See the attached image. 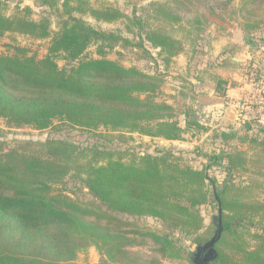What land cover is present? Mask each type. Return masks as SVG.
<instances>
[{"label":"trees","instance_id":"obj_1","mask_svg":"<svg viewBox=\"0 0 264 264\" xmlns=\"http://www.w3.org/2000/svg\"><path fill=\"white\" fill-rule=\"evenodd\" d=\"M24 1L49 9L59 30L53 34L48 15L31 17L30 5L16 14L0 11V37L51 38L42 58L18 45L14 53L0 54V120L8 126L46 130L59 119L88 132L104 129L107 135L101 136L126 142L135 133L183 140L187 133L194 137L207 129L192 105L180 110L157 99L164 83L161 73H147L107 57L115 46L131 45L129 38L120 31L96 28L78 15L90 14L108 23L128 21L127 27L138 30L136 46L151 58L155 57L146 42L159 48L169 64L182 52L183 41L137 13L143 0H130L131 15L107 2L96 6L91 0H19ZM222 2V7L207 6L188 22L197 30L205 22L226 30L233 0ZM150 9L156 20L174 26L184 20L169 2H154ZM234 14L250 38L264 23V0H242ZM93 44L98 45L99 57L87 55ZM59 57L73 64L61 68ZM226 83L218 79L216 95L225 96ZM182 115L185 126L180 123ZM245 122L243 133H216L222 145L204 154L209 163L203 168L183 163L184 157L172 149L141 153L131 147L80 145L61 138L26 141L8 149L0 140V264H68L91 239L102 242L113 261L133 256L140 260L129 248L152 245L155 255L150 264H163V259L183 262L188 258L183 244L138 218L159 219L187 235L203 231L197 238L206 241L213 232L204 227L201 208L211 203L222 209L216 262L264 264V142L250 133L254 119ZM214 166L225 171L222 187L209 176ZM69 176L81 181L92 198L58 189Z\"/></svg>","mask_w":264,"mask_h":264},{"label":"rangeland","instance_id":"obj_2","mask_svg":"<svg viewBox=\"0 0 264 264\" xmlns=\"http://www.w3.org/2000/svg\"><path fill=\"white\" fill-rule=\"evenodd\" d=\"M0 11L6 14H16L22 10L26 5L32 7L30 16L39 20L48 15L52 19V31L53 34L59 30L57 20L49 12V9L45 7L37 6L33 1L19 2V0H0ZM224 1V0H223ZM94 5H101L103 2L113 3L116 6L121 7L126 13L132 14L134 4L130 0H91ZM154 2H169L177 12L181 13L184 17L183 22L180 25H171L164 19L156 20L151 9ZM224 2L222 0H143L137 4L136 11L139 15H142L144 19H148L153 27H165L168 30L173 31L175 35L183 41L182 52L175 56L169 64H166L162 57L159 55L160 50L157 47L150 46L146 42L151 56L147 55L142 49L136 46L140 37L136 33L138 30L136 26L127 27L128 21L108 23L99 21L90 14H78L82 16L86 21L99 29L104 30H116L121 34L129 38L132 41L131 45H117L114 48L108 50L107 57L113 60H117L121 64L131 67L136 66L147 73H161L164 77V83L161 89L157 92V99L172 103L180 110L185 109L187 105H192L193 110L198 113V119L206 126V130H202L196 136H191L190 133L185 135V141L169 142L165 139L144 137L145 135L135 133L134 139L130 142L122 141L119 139H108L104 129L98 130L99 132H88L81 128L72 127L63 121L56 119L53 126L46 130H38L31 126L11 127L8 126L6 121L0 120V140L6 143L7 148H12L22 142L26 141H46L50 138H61L69 141H73L80 145H92L99 144L102 146H109L112 148H126L131 147L136 152H148L156 154L160 149H172L177 151L178 154L184 157L183 163H187L196 168H203L209 163L205 153H212L215 148V135L221 128L217 127V120L223 119L229 111H236V115L239 120H252L256 114L255 103L248 102L243 107V104L239 105V101H243L244 94L237 98H231L230 96L216 95V88L218 85V79L220 77L226 80L225 87L229 85V82H237L240 77V83L250 86L249 91L245 94L249 96L251 101H255V82L260 80L264 83V74L262 68L255 62V56L258 60L262 58L264 54V23L261 28L256 29L250 36H248L242 30L240 26V19L238 14H234V11L240 9L242 0H233L230 13H232V20H230L229 27L226 30L219 29L214 23L205 22L202 30L193 28V25L188 22L195 18V13L199 11H206L207 6L217 5L222 7ZM150 12V14H148ZM24 14L23 11H21ZM204 22V20H203ZM217 28V29H216ZM133 29V30H132ZM240 30L244 36L241 35ZM227 31L233 34L223 36V33ZM51 38L47 39H33L28 36L18 35L13 37L1 36L0 37V54H12L14 53V46L18 45L28 49L30 55H36L39 58L46 56L48 53V47ZM235 45L239 50L236 52L232 49ZM231 46V48H229ZM236 48V49H237ZM232 55L241 53L239 56L243 59L233 60L235 67L241 64L240 69L232 75H227V70H231V66L221 67L220 62L226 51H229ZM212 52L213 54H211ZM238 53V54H239ZM244 54V56H242ZM87 55L92 57H99L98 45L93 44L87 50ZM219 60L220 62H217ZM215 63L217 65H215ZM58 64L61 68H70L73 62H69L63 57L58 58ZM219 66V67H217ZM237 78V79H236ZM245 78V79H243ZM202 79L201 84L197 81ZM215 88V96H209L207 93L202 95L197 93V90L204 89L210 91ZM194 91H196L194 93ZM215 97V98H214ZM217 100V102H215ZM214 103V104H213ZM215 103H220L216 105ZM217 107V108H215ZM185 116L180 117L181 125H186ZM257 118H254V123ZM253 123V124H254ZM255 125V124H254ZM241 126V125H240ZM242 130L244 129L243 126ZM241 130V129H240ZM103 133L104 135H100ZM117 133V132H114ZM243 133V132H239ZM104 136V137H103ZM255 137V136H254ZM236 146H243L239 142H234ZM209 176L211 180H216L218 187H222V182L225 179V173L218 166H214L209 170ZM60 190H66V193L71 196H79L85 199H91L92 196L88 192L85 185L79 181L74 180L72 177H67L63 184L57 186ZM216 186L211 185V188ZM202 215L204 216V227H212V235L206 241H201L197 237L201 234L187 235L179 229H169L159 219L152 217L138 218L140 221H144L150 225H156L163 229V232L170 234L179 243L186 247V256L188 257L183 262H172L168 259H163V264H190L189 259H192L196 247L200 243L210 240L216 230L219 221H215V217L218 216L219 208L214 203L205 204L201 208ZM119 217L125 218L126 216L118 214ZM136 220L137 218H129ZM255 230V227H252ZM91 242L82 247L76 257L68 262V264H150L149 261L152 256L155 255L152 250V245L145 246H133L129 249L133 254L141 257L136 259L121 258L119 260H111L104 250V246L101 243ZM217 263V262H216ZM218 264V263H217Z\"/></svg>","mask_w":264,"mask_h":264},{"label":"crops","instance_id":"obj_3","mask_svg":"<svg viewBox=\"0 0 264 264\" xmlns=\"http://www.w3.org/2000/svg\"><path fill=\"white\" fill-rule=\"evenodd\" d=\"M240 32H241V35L244 36V34H243V32L241 30H240ZM231 34H233V33L227 31V33H225V34L223 33V36H227V35H231ZM229 48H231V46ZM236 48L237 47L235 45H233L232 49L235 52L237 50H239L238 48L237 49ZM230 51L231 50L226 51V54L223 55V57L221 58V62L219 60H217V62H220V66L224 67V68L226 66L227 67L231 66L232 67L231 70H227V72H228L227 75H232L233 76L234 73L236 74L237 68L239 70L240 66H241V64H239V65H237L236 68H234L235 67V63H234L233 60H238V59H243V58L239 56L241 53L238 52L239 54L237 53L236 55L233 56ZM210 53L213 54L212 52H210ZM242 56H244V54ZM255 60H256L255 62L262 68V72L264 74V54H262V58H260L259 60H258V57L255 56ZM215 65H217V64L215 63ZM217 67H219V66H217ZM243 79H245V78H243ZM201 81H203V80L199 79L197 82L201 84ZM249 88H250V86H248L246 84H242V82L240 83V77H239V79H237L236 83H233L232 81H230L229 85H227L225 87V96L227 95V97L230 96L231 98H235V97L239 98V97L242 96L241 94H244L243 96H244V98H246L247 95H245V94L249 91ZM197 93L200 94V95L202 93H207V95L209 94V96H212V95L215 96V88H213L210 91L209 90L205 91L204 89L197 90ZM215 97L218 98L217 96H215ZM215 102H217V100H215ZM215 104L218 105L220 103H215ZM245 105L243 104V107ZM215 108H217V107H215ZM236 114H237L236 111H232L231 110V111L227 112L226 115H224L223 119H221L220 121L217 120V127L221 128L219 131H229V132H237V133L243 132L244 129L242 130L241 126H243V128H244V125L247 126L248 124H247V122H245V120H242V121L239 120ZM252 125H254V124H252ZM252 129H253V126H252ZM252 129L250 130V133L254 136V133H253ZM144 137H147V136H144ZM161 139H163V138H161ZM167 141L176 142V141H185V140H167ZM214 141H215V149H218L222 145L221 144L222 141H221V139H215ZM222 171L225 172L224 170H222ZM245 178L246 177H243V179H245Z\"/></svg>","mask_w":264,"mask_h":264},{"label":"water","instance_id":"obj_4","mask_svg":"<svg viewBox=\"0 0 264 264\" xmlns=\"http://www.w3.org/2000/svg\"><path fill=\"white\" fill-rule=\"evenodd\" d=\"M222 209H219L218 216L215 217V221H219L217 230L214 236L207 242L200 243L196 247V251L193 254L192 260L195 264H217L216 261L219 258V253L216 249V243L220 239L223 225L221 222Z\"/></svg>","mask_w":264,"mask_h":264},{"label":"built area","instance_id":"obj_5","mask_svg":"<svg viewBox=\"0 0 264 264\" xmlns=\"http://www.w3.org/2000/svg\"><path fill=\"white\" fill-rule=\"evenodd\" d=\"M254 90L256 94H258L254 99L255 101H251L249 96H246V98H244L245 100L239 101V105L242 103L245 105L248 102L255 103V112L257 114L255 117L257 118V121L254 123L255 125H253L252 131L255 137L264 142V83L257 80L255 82Z\"/></svg>","mask_w":264,"mask_h":264}]
</instances>
